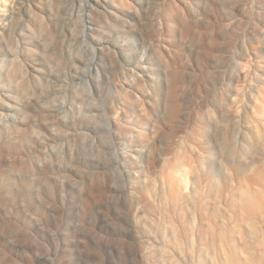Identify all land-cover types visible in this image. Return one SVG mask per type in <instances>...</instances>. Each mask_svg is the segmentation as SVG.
Here are the masks:
<instances>
[{"label":"rangeland","instance_id":"rangeland-1","mask_svg":"<svg viewBox=\"0 0 264 264\" xmlns=\"http://www.w3.org/2000/svg\"><path fill=\"white\" fill-rule=\"evenodd\" d=\"M263 63L264 0H0V264H264Z\"/></svg>","mask_w":264,"mask_h":264},{"label":"bare ground","instance_id":"bare-ground-1","mask_svg":"<svg viewBox=\"0 0 264 264\" xmlns=\"http://www.w3.org/2000/svg\"><path fill=\"white\" fill-rule=\"evenodd\" d=\"M128 6V5H127ZM252 56V55H251ZM240 59V58H239ZM12 60V59H11ZM248 60H250V59H248ZM247 62V61H246ZM254 62V61H253ZM258 62V61H257ZM231 63V62H230ZM245 63V62H244ZM246 64V63H245ZM244 64V65H245ZM264 64V63H263ZM247 66V65H246ZM245 66V67H246ZM250 66V65H249ZM253 66V65H252ZM228 67V66H227ZM259 67V66H258ZM215 68V67H214ZM261 68V67H260ZM230 69V68H229ZM246 69H247V67H246ZM249 69V68H248ZM255 69H257V68H255ZM214 70V69H213ZM218 70V69H217ZM222 70V69H221ZM249 70H252V68L251 69H249ZM254 70V69H253ZM254 76V75H253ZM30 77V76H29ZM244 77H245V75H244ZM248 77V76H247ZM33 81V80H32ZM247 81V80H246ZM254 81V80H253ZM14 83V82H13ZM177 85V84H176ZM258 85V84H257ZM172 86V85H171ZM208 86V85H207ZM226 86V85H225ZM236 86H237V84H236ZM169 87V86H168ZM216 87V86H215ZM255 87V86H254ZM16 88V87H15ZM141 88V87H140ZM139 88V89H140ZM212 88V87H211ZM222 88V87H221ZM176 89V88H175ZM213 89V88H212ZM254 89V88H253ZM264 89V88H263ZM146 91V90H145ZM211 91V90H210ZM224 91V90H223ZM257 91V90H256ZM175 92V91H174ZM248 92V91H247ZM4 93V92H3ZM2 93V94H3ZM218 93H219V91H218ZM249 93H250V91H249ZM258 93V92H257ZM262 93V95H264V91H262L261 92ZM239 94V93H238ZM7 95V94H6ZM241 96H242V94H240ZM244 95V94H243ZM248 94H246V96H247ZM154 96V95H153ZM177 96V95H176ZM150 97V96H149ZM206 97V96H205ZM238 97V96H237ZM154 98V97H153ZM164 98V97H163ZM207 98V97H206ZM210 98V97H209ZM213 98H214V95H213ZM225 98V97H224ZM235 98V97H234ZM234 98H232V99H234ZM239 98V97H238ZM246 98V97H245ZM263 98V97H262ZM231 99V100H232ZM169 100V99H168ZM202 100V99H201ZM246 100V99H245ZM19 101V100H18ZM32 101V100H31ZM166 101V100H165ZM219 101V100H218ZM259 101V100H258ZM26 102H28V101H26ZM30 102V101H29ZM28 102V103H29ZM34 102H37L36 100L34 101ZM246 102H248V101H246ZM2 103V102H1ZM173 103V102H172ZM210 102H208V104H209ZM218 103V102H217ZM30 104H32L31 102H30ZM155 104V103H154ZM220 104V103H219ZM246 104V103H245ZM244 104V105H245ZM27 105V104H26ZM166 105V104H165ZM173 105V104H172ZM215 106V105H214ZM238 106V105H237ZM206 107V106H205ZM176 108V107H175ZM207 108V107H206ZM212 108V107H211ZM210 108V109H211ZM27 109V108H26ZM31 109V108H30ZM208 109V108H207ZM210 109H208L209 111H210ZM8 110V109H7ZM15 111V110H14ZM62 111V110H61ZM167 111H169V109H167ZM213 111V110H212ZM241 111V110H240ZM58 112V111H57ZM204 112H206V111H204ZM236 112V111H235ZM181 113V112H180ZM179 113V114H180ZM258 113V112H257ZM167 114H169V113H167ZM210 114V113H209ZM227 114V113H226ZM240 114V113H239ZM242 114V113H241ZM12 115V114H11ZM223 116H224V114H222ZM227 115H229V114H227ZM171 116V115H170ZM185 116V115H184ZM243 116H245V115H243ZM247 116V115H246ZM253 116V115H252ZM173 117V116H172ZM23 118V117H22ZM175 118V117H174ZM210 118V117H209ZM219 118V117H218ZM236 118V117H235ZM242 118V117H241ZM12 119H13V117H12ZM220 119V118H219ZM223 119V118H222ZM231 119V118H230ZM237 119V118H236ZM239 120V119H238ZM237 120V121H238ZM264 120V119H263ZM249 121V120H248ZM259 121V120H258ZM216 122V121H215ZM230 122V121H229ZM221 123V122H220ZM246 124V123H245ZM202 125V124H201ZM236 125V124H235ZM39 126V125H38ZM250 126V125H249ZM198 127V126H197ZM219 128H220V125L218 126ZM258 127V126H257ZM35 128V127H34ZM194 129H195V127H193ZM219 128H218V130H219ZM230 128V127H229ZM193 130V129H192ZM201 130V129H200ZM230 130V129H229ZM234 130V129H233ZM190 131V130H189ZM188 131V132H189ZM195 131V130H194ZM216 131V130H215ZM227 131V130H226ZM218 132V131H217ZM242 132V131H241ZM232 133V132H231ZM264 133V132H263ZM82 134V133H81ZM195 134V133H194ZM234 134V133H233ZM242 134V133H241ZM64 135V134H63ZM231 135V134H230ZM238 135H240V134H238ZM245 135V134H244ZM196 136V135H195ZM242 136V135H241ZM247 136V135H246ZM181 137V136H180ZM224 137V136H223ZM177 138V137H176ZM175 138V139H176ZM187 138V137H186ZM191 138V137H190ZM240 138V137H239ZM200 139V138H199ZM248 139V138H247ZM180 140V139H179ZM190 140H192V139H190ZM261 140H262V138H261ZM240 141V140H239ZM173 142V141H172ZM177 142V141H176ZM179 142V141H178ZM190 142V141H189ZM198 142V141H197ZM200 142H202V141H200ZM249 142V141H248ZM251 142V141H250ZM55 143V142H54ZM180 143V142H179ZM183 143V142H182ZM235 143V142H234ZM17 144H18V142H17ZM47 144V143H46ZM49 144V143H48ZM47 144V145H48ZM191 144V143H190ZM198 144V143H197ZM245 144V143H244ZM247 144V143H246ZM264 144V143H263ZM183 145V144H182ZM204 145V144H203ZM229 145V144H228ZM227 145V146H228ZM256 145V144H255ZM60 146V145H59ZM185 146H187V145H185ZM200 146V145H199ZM199 146H197V147H199ZM232 146H234V145H232ZM237 146H239L238 144H237ZM244 146H247V145H244ZM257 146H258V144H257ZM183 147V146H182ZM197 147H196V149H197ZM226 147V146H225ZM239 147H242L241 145L239 146ZM248 147H250V146H248ZM238 148V147H237ZM243 148V147H242ZM244 148H246V147H244ZM182 149V148H181ZM183 149H185V148H183ZM188 149V148H187ZM171 150V149H170ZM197 150H199V148L197 149ZM196 150V151H197ZM249 150V149H248ZM184 151V150H183ZM233 151L234 150H232V153H233ZM241 153L240 154H243V151L242 150H239ZM199 152V151H198ZM228 153V152H227ZM239 153V152H238ZM23 154V153H22ZM188 154V153H187ZM193 154V153H192ZM207 154V153H206ZM25 155V154H24ZM190 155V154H189ZM195 155H196V153H195ZM203 155V154H202ZM45 156V155H44ZM198 156V155H197ZM175 157V156H174ZM182 157V156H181ZM180 157V158H181ZM196 157V156H195ZM194 157V158H195ZM200 157V156H199ZM198 157V158H199ZM224 157V156H223ZM172 158V157H171ZM185 158H188V157H185ZM203 158V157H202ZM206 158V157H205ZM260 158V157H259ZM204 159V158H203ZM231 159V158H230ZM189 160V159H188ZM208 160V159H207ZM262 160H264V159H262ZM7 161V160H6ZM202 161V160H201ZM200 161V162H201ZM197 162V161H196ZM195 162V163H196ZM199 162V163H200ZM236 162H237V160H236ZM33 163V162H32ZM94 163V162H93ZM56 166V165H55ZM196 166H197V164H196ZM57 167V166H56ZM182 167V166H181ZM58 168H59V166H58ZM197 168V167H196ZM187 169V168H186ZM227 169V168H226ZM33 170L34 171H36L35 173H37V172H40L39 170H41V167H40V164H35L34 166H33ZM198 170V169H197ZM217 170V169H216ZM225 170H223V172H224ZM186 173V172H185ZM226 173H228V171L226 172ZM245 173V172H244ZM248 173V172H247ZM39 174V173H38ZM182 174V173H181ZM180 174V175H181ZM191 174V173H190ZM60 175V174H59ZM183 176V175H182ZM185 176V175H184ZM190 176V175H189ZM255 176V175H254ZM222 177H224V176H222ZM243 176H241V178H242ZM146 178V177H145ZM228 178L229 177H227V180H228ZM142 179V178H141ZM191 179V178H190ZM249 179V178H248ZM254 179V178H253ZM203 180H204V178H203ZM236 180V179H235ZM242 180V179H241ZM182 181V180H181ZM202 181V180H201ZM214 181V180H213ZM222 181V180H221ZM66 182V181H65ZM163 182H164V180H163ZM226 182V181H225ZM224 182V183H225ZM235 182V181H234ZM243 182H245V181H243ZM248 182V181H247ZM251 182H253V181H251ZM228 184V183H227ZM71 185V184H70ZM196 185H197V183H196ZM201 186H202V184H201ZM200 186V187H201ZM207 186V185H206ZM219 187V186H218ZM222 188V187H221ZM256 188V187H255ZM186 189V188H185ZM206 189V188H205ZM214 189V188H213ZM228 189V188H227ZM259 189V188H258ZM176 190V189H175ZM208 190V189H207ZM228 190H230V189H228ZM214 191V190H213ZM222 191V190H221ZM189 192V191H188ZM229 192V191H228ZM235 192V191H234ZM181 193V192H180ZM215 193V192H214ZM227 193V192H226ZM231 193V192H230ZM181 194H183V193H181ZM199 194V193H198ZM220 194V193H219ZM251 194V193H250ZM200 195V194H199ZM227 195V194H226ZM241 195V194H240ZM189 196H190V194H189ZM202 196V195H201ZM213 196V195H212ZM246 196V195H245ZM226 197V196H225ZM147 198H149V197H147ZM214 198V197H213ZM216 198H217V196H216ZM246 198H247V196H246ZM250 198V197H249ZM180 199H181V196H180V194H179V192H178V190H176L175 192H174V194H173V196H172V206H173V210H174V212H176L177 213V216L178 215H180V219H182V223H184L185 225H188V223L191 221V219H188V217L187 216H185V212H183V208H181V209H178V206H179V201H180ZM186 199H188V198H186ZM190 199V198H189ZM233 199V198H232ZM263 199V198H262ZM204 200V199H203ZM231 200V199H230ZM187 201V200H186ZM185 201V202H186ZM200 201V200H199ZM226 201V200H225ZM240 201V200H239ZM238 201V202H239ZM191 202V201H190ZM241 202V201H240ZM260 202V201H259ZM1 203V202H0ZM203 203V202H202ZM208 203H209V201H208ZM220 203V202H219ZM252 204V203H251ZM202 205V204H201ZM220 205V204H219ZM263 205H264V203H263ZM184 206H185V204H184ZM200 206V205H199ZM204 206V205H203ZM221 206V205H220ZM183 207V206H182ZM65 208V207H64ZM171 208V207H170ZM227 208V207H226ZM234 208V207H233ZM259 208V207H258ZM261 208H262V206H261ZM52 209V208H51ZM195 209V208H194ZM243 209V208H242ZM241 209V210H242ZM172 210V209H171ZM185 210H186V208H185ZM188 210H189V207H188ZM199 210V209H198ZM201 213H204V208L203 207H201ZM233 210V209H232ZM237 210H239V209H237ZM235 211V210H234ZM258 211V210H257ZM257 211H255L256 213H257ZM188 212V211H187ZM200 212V211H199ZM226 212V211H225ZM224 212V213H225ZM191 213V212H190ZM228 213V212H227ZM241 213V212H240ZM254 213V212H253ZM188 214V213H187ZM205 214H206V212H205ZM171 215V214H170ZM176 215V214H175ZM192 215V214H191ZM232 215H233V213H232ZM242 215V214H241ZM244 215H246V213L244 214ZM257 215V214H256ZM255 215V216H256ZM8 216V215H7ZM196 216V215H195ZM194 216V217H195ZM224 216V215H223ZM197 217H198V215H197ZM248 217H249V215H248ZM253 217V216H252ZM173 218V217H172ZM208 218V217H207ZM217 218V217H216ZM245 218V217H244ZM250 218V217H249ZM9 219V218H8ZM44 219V218H43ZM176 219H177V217H176ZM179 219V220H180ZM206 219V218H205ZM212 219V218H211ZM232 219V218H231ZM230 219V220H231ZM240 219H241V217H240ZM256 219V218H255ZM5 220V219H4ZM171 220V219H170ZM178 220V219H177ZM225 220L226 219H224V222H225ZM244 220V219H243ZM206 221V220H205ZM11 222V221H10ZM171 222V221H170ZM218 222V221H217ZM227 222V221H226ZM244 222V221H243ZM242 222V223H243ZM203 223V222H202ZM201 223V224H202ZM223 223V222H222ZM232 223V222H231ZM247 223V222H246ZM256 223V222H255ZM172 224V230H173V236H172V238H171V243H172V246H173V248H174V250H175V252L176 253H178V251L179 250H182V244H181V239L179 238V236H178V229L179 228H177V224H176V222H175V220H173V223H171ZM196 224V222L193 224V225H195ZM219 224H220V222H219ZM224 224V223H223ZM222 224V225H223ZM237 224V223H236ZM131 225V224H130ZM191 225V224H190ZM207 225V224H206ZM215 225V224H214ZM229 225V224H228ZM254 225H256V224H254ZM253 225V226H254ZM225 226H227V225H225ZM247 226V225H246ZM252 226V227H253ZM9 227H11V226H9ZM133 227V225H131V228ZM171 227V226H170ZM190 227V226H189ZM221 227V226H220ZM229 227V226H228ZM235 227V226H234ZM251 227V226H250ZM60 228V227H59ZM136 228V227H135ZM247 228H249V227H247ZM192 229V228H191ZM214 229V226H212V225H210L208 228H207V230L204 232V236L205 237H207L208 235L209 236H211L212 237V241L211 242H209V245L212 247V246H216L217 247V241H219V243H221L220 244V248L222 249V247H224L223 246V240H224V238H225V233H223V232H218L217 231V235H216V230H213ZM263 229V228H262ZM123 230V229H122ZM204 230V229H203ZM219 230H220V228H219ZM237 230V229H236ZM245 230V229H244ZM255 230V229H254ZM183 231V230H182ZM235 231V230H234ZM134 232V231H133ZM191 232V231H190ZM229 232V231H228ZM50 233V232H49ZM178 233V234H177ZM233 233V232H232ZM252 233H253V231H252ZM183 235V234H182ZM247 235V234H246ZM203 236V237H204ZM251 236V235H250ZM256 236V235H255ZM191 237V236H190ZM244 237V236H243ZM254 237V236H253ZM256 238V237H255ZM225 239H227V238H225ZM251 239V238H250ZM169 240V239H168ZM240 240H241V238H240ZM245 240V239H244ZM192 241V240H191ZM199 241V240H198ZM253 241V240H252ZM188 242V241H187ZM77 243V242H76ZM208 244V243H207ZM251 244V243H250ZM245 245V244H244ZM256 245V244H255ZM184 246H185V244H184ZM188 246H190V245H188ZM201 246V245H200ZM78 247V246H77ZM192 247H193V245H192ZM196 247V246H195ZM194 247V248H195ZM198 247V246H197ZM205 247H208V246H205ZM193 248V249H194ZM209 248V247H208ZM225 248V247H224ZM205 249V248H204ZM214 249V248H213ZM230 249V248H229ZM208 250V249H207ZM215 250H217V249H215ZM189 251V250H188ZM187 251V252H188ZM218 251H220V250H218ZM226 251V250H225ZM180 252V251H179ZM191 252V251H190ZM224 252V251H223ZM242 252V251H241ZM250 252V251H249ZM142 253V252H141ZM201 253V258L203 257V259L200 261V264H217V255H210L209 256V254H206L204 251H202V252H200ZM143 254V253H142ZM192 254V253H191ZM230 254V253H229ZM229 254H227L226 252H224V260H225V262L227 263V264H229V263H231V262H233V260L235 261V259H234V257L233 256H231V255H229ZM237 254V253H236ZM244 254V253H243ZM242 254V255H243ZM176 255V254H175ZM258 255V254H257ZM173 256V255H172ZM171 256V257H172ZM178 256V255H177ZM236 256V255H235ZM263 255H261V257H262ZM175 257V256H174ZM186 258V257H185ZM184 258V259H185ZM223 258V257H222ZM178 259V258H177ZM176 259V260H177ZM183 259V260H184ZM262 259V258H261ZM260 259V260H261ZM191 260L193 261V259L191 258ZM259 260V261H260ZM185 261H187V260H185ZM245 261V260H244ZM177 262V261H176ZM261 262V261H260ZM172 263V262H171ZM234 263V262H233ZM257 263H259V262H256V264ZM177 264V263H176ZM180 264V263H179ZM198 264V263H197ZM238 264V263H237ZM261 264V263H260Z\"/></svg>","mask_w":264,"mask_h":264}]
</instances>
